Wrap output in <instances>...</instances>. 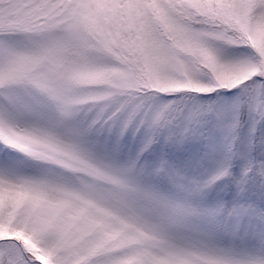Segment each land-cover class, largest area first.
<instances>
[{
  "label": "snow or ice",
  "instance_id": "6c2138e0",
  "mask_svg": "<svg viewBox=\"0 0 264 264\" xmlns=\"http://www.w3.org/2000/svg\"><path fill=\"white\" fill-rule=\"evenodd\" d=\"M0 264H264V0H0Z\"/></svg>",
  "mask_w": 264,
  "mask_h": 264
}]
</instances>
